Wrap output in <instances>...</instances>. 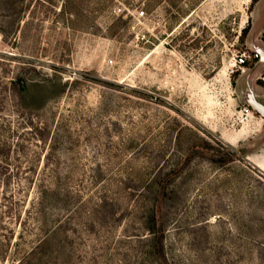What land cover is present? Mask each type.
<instances>
[{
    "label": "rangeland",
    "instance_id": "rangeland-1",
    "mask_svg": "<svg viewBox=\"0 0 264 264\" xmlns=\"http://www.w3.org/2000/svg\"><path fill=\"white\" fill-rule=\"evenodd\" d=\"M251 1L0 0V264H264Z\"/></svg>",
    "mask_w": 264,
    "mask_h": 264
},
{
    "label": "crops",
    "instance_id": "crops-1",
    "mask_svg": "<svg viewBox=\"0 0 264 264\" xmlns=\"http://www.w3.org/2000/svg\"><path fill=\"white\" fill-rule=\"evenodd\" d=\"M263 66L264 65L260 61H256L252 66L244 68V70L238 74L235 85L233 86V90L235 92L233 95L234 101H241L243 104H247L256 100L258 104L264 107V87L258 83V80H262L264 82V78H262V76H264ZM243 78L245 85L239 83V80ZM261 121L262 122H259V124H247V126L242 129V132L236 134L235 137L233 136L235 141H228V143L234 144L239 142L241 136H251L252 133L258 131V127L262 126L264 118H261ZM249 160L251 163H254L251 158H249Z\"/></svg>",
    "mask_w": 264,
    "mask_h": 264
},
{
    "label": "built area",
    "instance_id": "built-area-1",
    "mask_svg": "<svg viewBox=\"0 0 264 264\" xmlns=\"http://www.w3.org/2000/svg\"><path fill=\"white\" fill-rule=\"evenodd\" d=\"M139 14H143V12H140ZM264 51L263 49L259 47H255L252 50L251 53L242 52L233 59V66L230 68V72L233 73L234 69H239L240 72L244 70V66L247 64L249 60H256L260 61V51ZM256 113L255 110L252 107L251 102L244 104L235 114V120L240 124H245L252 116Z\"/></svg>",
    "mask_w": 264,
    "mask_h": 264
},
{
    "label": "trees",
    "instance_id": "trees-1",
    "mask_svg": "<svg viewBox=\"0 0 264 264\" xmlns=\"http://www.w3.org/2000/svg\"><path fill=\"white\" fill-rule=\"evenodd\" d=\"M258 0H252L251 1V5L256 3ZM264 28V25H263ZM243 33H245V29H243ZM264 34V31H263ZM258 83L261 84L264 87V82L262 80H258ZM149 233H152L153 235L147 239L148 241V246H147V251L143 250V255L145 256H152V257H160L164 259V254L162 251V247H161V241H160V237L158 236V232H156V230H154V227H152L151 229H148Z\"/></svg>",
    "mask_w": 264,
    "mask_h": 264
},
{
    "label": "water",
    "instance_id": "water-1",
    "mask_svg": "<svg viewBox=\"0 0 264 264\" xmlns=\"http://www.w3.org/2000/svg\"><path fill=\"white\" fill-rule=\"evenodd\" d=\"M260 56V62L264 65V51H260ZM251 104L255 112L264 118V107L258 104L256 100H253Z\"/></svg>",
    "mask_w": 264,
    "mask_h": 264
}]
</instances>
